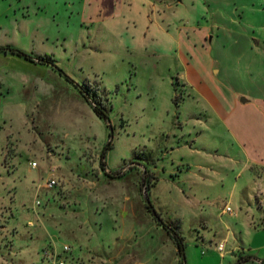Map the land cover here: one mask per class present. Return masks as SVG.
<instances>
[{"label": "rangeland", "instance_id": "obj_1", "mask_svg": "<svg viewBox=\"0 0 264 264\" xmlns=\"http://www.w3.org/2000/svg\"><path fill=\"white\" fill-rule=\"evenodd\" d=\"M0 46V264H264V0H0Z\"/></svg>", "mask_w": 264, "mask_h": 264}, {"label": "crops", "instance_id": "obj_2", "mask_svg": "<svg viewBox=\"0 0 264 264\" xmlns=\"http://www.w3.org/2000/svg\"><path fill=\"white\" fill-rule=\"evenodd\" d=\"M197 30L198 31H196V29H195V31H193V35L192 36H196L197 37L199 35V33H201L200 35H201V37H203L205 33L204 32H200L199 29H197ZM189 63H187V69H186L187 73H184V74L181 73V77L184 79V81L186 82L187 86L189 87V90H190V93H191L190 95H192L193 97L196 96V99H198L197 98L198 97V95H197L198 93H197V89L196 88H198L199 82L197 80H194L189 75V69H190ZM228 91H229V103H230V106H228L229 107L228 110L224 109L225 113H229V111L232 110V109H237L240 106L241 103L248 101L245 98H244L245 99L244 101L241 100L243 98L242 96L240 97V95H239V93H241V92H236V90H234V91L233 90H228ZM258 109H262V108L259 106ZM250 163H251V165L255 164V165L261 166V167H263V170H264V159H255V160L251 161ZM258 179L259 180L261 179V180L264 181V177L263 176L258 177ZM256 194L260 198L259 201L261 203H264V188L260 187L258 185V187L256 189Z\"/></svg>", "mask_w": 264, "mask_h": 264}, {"label": "trees", "instance_id": "obj_3", "mask_svg": "<svg viewBox=\"0 0 264 264\" xmlns=\"http://www.w3.org/2000/svg\"><path fill=\"white\" fill-rule=\"evenodd\" d=\"M0 54H3V55L10 54L13 56L21 57V58L28 60V61H32L35 59H37L39 62L43 61V58H40V57L33 58L32 56H30V55H28V54H26V53H24L18 49L10 47V46H0ZM84 96L86 99L89 98V96L87 94H84ZM93 110L99 117H104V114H103L101 107H99L96 103L93 104ZM146 190H148L147 185H146ZM166 228L168 229V234L173 239V241L176 245L177 251L181 256L183 253V250H184V238L180 235V233L175 228H172V227H166ZM249 258L250 257H248V256L243 257V258H239L237 264H241L242 262L247 261Z\"/></svg>", "mask_w": 264, "mask_h": 264}, {"label": "built area", "instance_id": "obj_4", "mask_svg": "<svg viewBox=\"0 0 264 264\" xmlns=\"http://www.w3.org/2000/svg\"><path fill=\"white\" fill-rule=\"evenodd\" d=\"M55 183H56L55 180H50V181L47 183V186H48V187H52V186L55 185ZM225 211L230 212V211H231V208H230L229 206H227V207L225 208ZM222 248H223L222 245H219V246H218V250H222ZM64 250H68V246H64ZM59 264H63V262H60Z\"/></svg>", "mask_w": 264, "mask_h": 264}, {"label": "water", "instance_id": "obj_5", "mask_svg": "<svg viewBox=\"0 0 264 264\" xmlns=\"http://www.w3.org/2000/svg\"><path fill=\"white\" fill-rule=\"evenodd\" d=\"M176 1H181V0H176ZM241 100H242V101H244L245 99H244V98H242ZM145 199H146V201H147V202H149V200H148L147 196H145ZM182 255H183V253H182Z\"/></svg>", "mask_w": 264, "mask_h": 264}]
</instances>
